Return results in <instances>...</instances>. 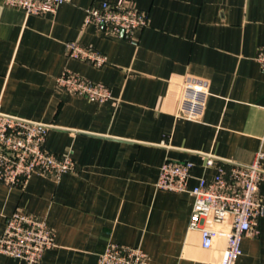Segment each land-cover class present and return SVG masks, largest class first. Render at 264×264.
Returning <instances> with one entry per match:
<instances>
[{
  "label": "crops",
  "instance_id": "crops-1",
  "mask_svg": "<svg viewBox=\"0 0 264 264\" xmlns=\"http://www.w3.org/2000/svg\"><path fill=\"white\" fill-rule=\"evenodd\" d=\"M116 0H71L55 15H27L0 0L1 111L49 126L46 148L70 154L75 172L0 183V238L16 211L46 220L55 247L40 264H99L110 243L141 248L149 264L219 263L225 247L189 231L194 198L158 190L167 160L194 164L188 188L216 166L250 165L264 149V0H130L148 16L134 45L85 26L87 10ZM78 42L104 54L93 65L67 56ZM70 71L111 89L97 103L57 89ZM206 92L197 120L181 113L186 85ZM211 156L215 167L204 158ZM264 170V159L261 163ZM264 201V184L258 191ZM0 264H26L0 253ZM236 264H264V213Z\"/></svg>",
  "mask_w": 264,
  "mask_h": 264
},
{
  "label": "built area",
  "instance_id": "built-area-1",
  "mask_svg": "<svg viewBox=\"0 0 264 264\" xmlns=\"http://www.w3.org/2000/svg\"><path fill=\"white\" fill-rule=\"evenodd\" d=\"M71 0H3L11 8L21 9L29 16L55 15L61 5ZM85 26H94L110 35L122 34L137 45L133 34L149 25L148 16L136 9L130 0L103 2L87 10ZM70 59L89 63L101 68L108 63L104 54L78 42L67 43ZM264 72V48L256 57ZM57 89L97 103L112 99L111 89L70 71L56 78ZM206 92L189 82L185 87L181 113L197 120L203 111ZM49 126L24 120L1 111L0 99V183L9 187H23L35 175L52 177L56 181L66 173L75 172L76 164L70 154L57 156L46 148ZM264 149L255 155L250 165L216 166L212 178H199L198 184L189 190L194 164L167 160L161 167L156 183L158 190L189 193L194 205L189 231L200 233L204 250L213 249L219 240L225 247L219 263L236 264L242 255V241L258 234V220L264 213V201L258 191L264 184L261 163ZM208 168L215 167L211 156L204 158ZM55 247V234L46 220L20 211L6 221L0 238V253L22 260L26 264H40L44 254ZM99 264H149L143 249L108 244L99 256Z\"/></svg>",
  "mask_w": 264,
  "mask_h": 264
}]
</instances>
